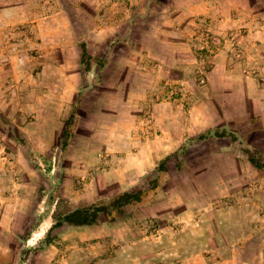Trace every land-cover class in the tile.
<instances>
[{
    "label": "rangeland",
    "instance_id": "374dc122",
    "mask_svg": "<svg viewBox=\"0 0 264 264\" xmlns=\"http://www.w3.org/2000/svg\"><path fill=\"white\" fill-rule=\"evenodd\" d=\"M212 14L0 0V264H264V170L246 154L264 163V7ZM164 161L144 204L60 224Z\"/></svg>",
    "mask_w": 264,
    "mask_h": 264
},
{
    "label": "trees",
    "instance_id": "16d2710c",
    "mask_svg": "<svg viewBox=\"0 0 264 264\" xmlns=\"http://www.w3.org/2000/svg\"><path fill=\"white\" fill-rule=\"evenodd\" d=\"M83 59L87 57L86 45H82ZM76 118V113L73 112L67 121V130L64 134V144H67V139L70 137V129ZM212 134L211 132L208 133ZM225 133L216 132V137H223ZM206 138L205 136H202ZM249 162L257 169L264 170V163L254 154L246 151ZM167 172L166 161L162 162L158 174L152 178L146 187L135 188L122 192L112 198L108 202L93 204L88 207L76 209L61 217L60 224H68L72 226H92L101 221L113 222L117 220L128 207L142 205L149 199H152L158 192L162 176Z\"/></svg>",
    "mask_w": 264,
    "mask_h": 264
},
{
    "label": "crops",
    "instance_id": "0c3cea01",
    "mask_svg": "<svg viewBox=\"0 0 264 264\" xmlns=\"http://www.w3.org/2000/svg\"><path fill=\"white\" fill-rule=\"evenodd\" d=\"M205 5V11L208 10L209 13H218V12H225V11H256L259 7H264V0H203ZM212 14V15H213ZM246 26H251L246 24ZM264 28V27H263ZM264 44V42H263ZM260 47H264V45ZM264 70V67H263ZM259 101H261V106L264 108V88L262 93L259 95ZM230 261H224L221 264H227Z\"/></svg>",
    "mask_w": 264,
    "mask_h": 264
}]
</instances>
